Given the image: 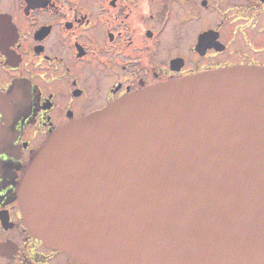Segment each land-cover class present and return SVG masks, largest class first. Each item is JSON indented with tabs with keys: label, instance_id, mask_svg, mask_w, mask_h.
<instances>
[{
	"label": "water",
	"instance_id": "1",
	"mask_svg": "<svg viewBox=\"0 0 264 264\" xmlns=\"http://www.w3.org/2000/svg\"><path fill=\"white\" fill-rule=\"evenodd\" d=\"M26 227L88 264H264V68L158 85L53 133Z\"/></svg>",
	"mask_w": 264,
	"mask_h": 264
},
{
	"label": "flooded vegetation",
	"instance_id": "2",
	"mask_svg": "<svg viewBox=\"0 0 264 264\" xmlns=\"http://www.w3.org/2000/svg\"><path fill=\"white\" fill-rule=\"evenodd\" d=\"M264 68V0H0V264H88L26 227L19 188L58 130L148 88Z\"/></svg>",
	"mask_w": 264,
	"mask_h": 264
}]
</instances>
